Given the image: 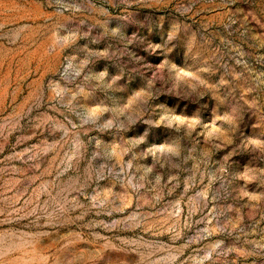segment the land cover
Returning a JSON list of instances; mask_svg holds the SVG:
<instances>
[{"label":"rangeland","instance_id":"374dc122","mask_svg":"<svg viewBox=\"0 0 264 264\" xmlns=\"http://www.w3.org/2000/svg\"><path fill=\"white\" fill-rule=\"evenodd\" d=\"M0 264H264V0H0Z\"/></svg>","mask_w":264,"mask_h":264}]
</instances>
